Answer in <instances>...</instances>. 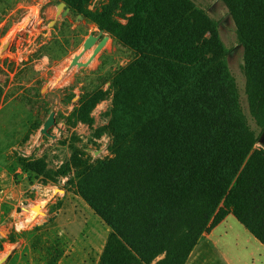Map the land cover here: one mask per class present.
<instances>
[{
  "label": "trees",
  "instance_id": "1",
  "mask_svg": "<svg viewBox=\"0 0 264 264\" xmlns=\"http://www.w3.org/2000/svg\"><path fill=\"white\" fill-rule=\"evenodd\" d=\"M57 1L69 14L54 42L70 44L81 16L134 57L110 78L113 156L74 149L60 173L112 229L98 264H186L229 215L264 245V0H222L244 47L247 108L218 24L194 0ZM107 94L84 97L75 121L93 126ZM27 167L47 174L45 160Z\"/></svg>",
  "mask_w": 264,
  "mask_h": 264
},
{
  "label": "rangeland",
  "instance_id": "2",
  "mask_svg": "<svg viewBox=\"0 0 264 264\" xmlns=\"http://www.w3.org/2000/svg\"><path fill=\"white\" fill-rule=\"evenodd\" d=\"M194 1L218 24L225 57L247 108L244 47L235 21L222 0ZM107 2L95 0L92 8ZM0 14L4 17L0 50L5 46L8 54L0 55V261L5 259L0 264H98L112 229L80 196L74 174L60 173L68 167L74 149L91 163L113 156V139L105 132L113 101L110 78L134 57L119 50L115 38L92 19L81 16L72 23L70 44L61 47L54 42L57 23L69 14L57 0H0ZM90 35L99 36L89 49L92 55L107 39L87 61L96 60L95 65L81 69L67 83L54 84L70 61L88 51L85 43ZM102 90L108 94L92 113L94 125L76 122L74 113L83 98ZM53 112L55 123L47 136L42 129ZM257 147L264 149V136ZM39 160L47 164L46 175L27 167V162ZM41 203L44 217L29 224L21 207ZM232 231V237L222 233L213 240L210 261L197 259L196 264H225L216 244L229 239L235 240L243 257L260 253L242 232L233 226Z\"/></svg>",
  "mask_w": 264,
  "mask_h": 264
},
{
  "label": "crops",
  "instance_id": "3",
  "mask_svg": "<svg viewBox=\"0 0 264 264\" xmlns=\"http://www.w3.org/2000/svg\"><path fill=\"white\" fill-rule=\"evenodd\" d=\"M232 226L236 232H242L248 237V243L254 248H258L260 253H252L250 256L243 257L240 254L239 246L233 239L218 242L216 244L225 264H264V245L245 228L235 216L229 215L227 218L216 226L210 233L205 234L193 250L186 264H196L197 259L210 261L213 256L214 239L222 236V233L234 236ZM215 241V240H214ZM202 264V263H198Z\"/></svg>",
  "mask_w": 264,
  "mask_h": 264
},
{
  "label": "bare ground",
  "instance_id": "4",
  "mask_svg": "<svg viewBox=\"0 0 264 264\" xmlns=\"http://www.w3.org/2000/svg\"><path fill=\"white\" fill-rule=\"evenodd\" d=\"M18 39V38H17ZM0 55L5 56L8 55L6 52V47H1ZM92 55V51L88 50H82L75 60L70 61L69 64L64 68V70L56 76L54 80V84L59 83H67L70 80L73 79L74 75L79 72L81 69H89L92 68L95 65V61L93 60L91 63H88L87 61L90 59ZM87 62V65L84 67H81L78 65V62ZM44 203H41L40 205H26L21 207V214L23 217L27 220L29 224H36L41 221V219L44 217ZM28 257L32 259V255L30 253H27Z\"/></svg>",
  "mask_w": 264,
  "mask_h": 264
},
{
  "label": "water",
  "instance_id": "5",
  "mask_svg": "<svg viewBox=\"0 0 264 264\" xmlns=\"http://www.w3.org/2000/svg\"><path fill=\"white\" fill-rule=\"evenodd\" d=\"M98 40H99V36H97V35H90L88 38H87V40H86V43H85V49H87V50H89V49H91L97 42H98ZM107 41V39L105 38V39H103L99 44H98V46H97V48L95 49V52H94V54L92 55V57H91V59H93L99 52H100V50L102 49V47H103V45L105 44V42ZM78 65L79 66H81V67H83V66H85L86 64L85 63H83V62H78ZM54 123H55V113L53 112L51 115H50V117H49V119L46 121V123H45V125H44V128L42 129V132L45 134V135H47V136H49L50 135V133H49V128L52 126V125H54ZM5 261V259H2L0 262L2 263V262H4Z\"/></svg>",
  "mask_w": 264,
  "mask_h": 264
}]
</instances>
